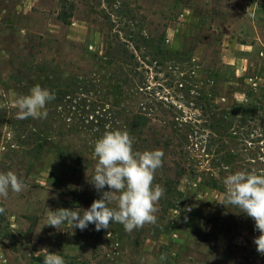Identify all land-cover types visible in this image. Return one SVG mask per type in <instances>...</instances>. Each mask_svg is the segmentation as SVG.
<instances>
[{"label": "rangeland", "instance_id": "1", "mask_svg": "<svg viewBox=\"0 0 264 264\" xmlns=\"http://www.w3.org/2000/svg\"><path fill=\"white\" fill-rule=\"evenodd\" d=\"M67 1L0 0V172L13 171L27 186L0 198L5 210L0 214V264H43L38 261L43 256L36 253L45 248L63 256L66 264H264V255L253 243L259 236L255 222L239 209L217 203L227 175L236 171L264 174V88L251 91L238 84L231 79L232 67L218 61L220 35L228 27L241 32L243 40H251L256 23L264 38L263 8L257 9L259 19L252 23L243 15L251 9L249 0H115L111 7L104 0ZM174 1L179 2L177 17L170 15ZM73 4L75 19L66 27L57 15L63 6ZM106 14L120 26L107 20ZM118 29L123 36L145 37L149 44L163 35L169 45L174 36H185L184 55L164 62L178 82L187 78L184 87L177 84L173 97L158 90L155 96L166 101L177 97L173 101L181 109L180 118L191 121L187 163L200 174L182 176L177 188L168 191L161 171L171 163L173 148L163 151L150 140L148 150L164 152L163 166L153 181L165 189L157 205L156 224L131 233L118 223L100 231L89 224L74 234L67 224L58 230L44 226L49 210L87 209L100 198L89 180L97 163L95 142L109 128L95 130L98 135L53 138L39 153L30 152L24 142L30 136L28 118H17L16 100L30 93L31 83L45 84L55 71L63 77L89 71L97 77L106 66L86 53L103 56V47L110 48L109 35L115 37ZM250 56L253 69L257 66L252 73L264 75L263 54L254 51ZM163 69L153 64L148 76L151 87L166 81ZM235 90L249 92L253 102L258 100V108L250 107L252 117L245 116L249 120L243 127L235 120L232 128L217 130L202 96L225 97L222 110L230 111ZM127 97L119 95L116 100L134 109V100ZM235 99L242 98L235 95ZM136 146L134 151H145V143Z\"/></svg>", "mask_w": 264, "mask_h": 264}, {"label": "trees", "instance_id": "2", "mask_svg": "<svg viewBox=\"0 0 264 264\" xmlns=\"http://www.w3.org/2000/svg\"><path fill=\"white\" fill-rule=\"evenodd\" d=\"M64 1L68 3L67 0ZM114 1L104 0V3L110 6ZM172 6L174 9L171 10L170 15L177 17L178 12L175 8L179 7V2L174 1ZM74 8V4L71 8L63 6L58 12L57 19L62 25L69 27L73 23ZM107 8H104V11ZM105 18L112 24L117 23L120 26L119 21H112L111 15L106 14ZM117 31L115 37L109 35L107 44L110 48L103 47L105 50L103 56H99L96 52H93V55L86 53L96 62L106 66L101 67L104 71H101L97 77H92L89 71L66 77L55 71L49 74L45 84L31 83L33 87L39 84L42 88L48 89L55 94V99L46 105L48 111L46 119L28 118L26 123H28V130L30 129V136L24 142L30 145V152L39 153L53 138L64 139L82 134L98 135L95 130L106 131L107 128L109 131H127L133 139V145L145 143V150H148L146 145H149L150 140L160 146L163 151L165 148H173V151L169 153L171 163L161 171L164 178L163 187L168 191L173 190L177 188L182 176L188 173L200 174L198 169L191 168L190 163H187V157L191 160V152L186 147L190 140V136L187 137V129L193 127L191 121L180 118L181 109L173 101L177 97L166 101L155 96L158 90L167 97H173L177 84L184 87V81L187 78L183 76L178 82L173 75L172 67L164 63L174 60L177 55L183 56L184 49L173 51L164 35L158 38L157 42L149 44L145 37L142 39L139 35L127 37L121 35V29ZM86 45L89 50V41ZM153 64L162 66L165 71L166 81H159L161 83L156 87L148 84L149 71ZM155 68L154 66L153 69ZM215 76H218V72ZM232 76V80L236 79L233 71ZM231 79L224 82H229ZM119 95H128L127 98H132L134 109L122 106L116 100ZM232 99L234 103L228 107L230 111H227L222 110V101L225 97L202 96V100L212 111L208 115L214 123L212 127L217 130L219 127L232 128L235 120L240 122L238 127H243L249 120L247 117H252L249 115L252 110L250 107L254 106V110L258 108V100L253 102L252 95H247V100L242 103L236 101L235 95ZM138 151L141 152V150ZM213 188L218 189L217 183L213 184Z\"/></svg>", "mask_w": 264, "mask_h": 264}, {"label": "clouds", "instance_id": "3", "mask_svg": "<svg viewBox=\"0 0 264 264\" xmlns=\"http://www.w3.org/2000/svg\"><path fill=\"white\" fill-rule=\"evenodd\" d=\"M55 99V94L39 84L30 93L16 100L17 118L46 119V105ZM164 152L160 149L133 150V139L127 131H107L94 145L93 158L97 160L94 174L89 182L100 193L87 209L60 208L49 210L44 226L57 230L61 225L75 229H87L89 224L95 230L109 229L113 223L123 225L126 232L142 228L146 224H156L157 205L165 193L159 184H153L155 172L163 166ZM225 190L217 203L239 209L255 222L259 236L253 243L256 251L264 255V174L236 171L223 180ZM105 186L108 190L105 191ZM26 184L13 171L0 172V198H7L9 191L20 193ZM115 203V207L112 205ZM0 207V214L4 212ZM43 256V264H66L63 256L49 253L45 248L36 253ZM166 257L161 256V260Z\"/></svg>", "mask_w": 264, "mask_h": 264}, {"label": "crops", "instance_id": "4", "mask_svg": "<svg viewBox=\"0 0 264 264\" xmlns=\"http://www.w3.org/2000/svg\"><path fill=\"white\" fill-rule=\"evenodd\" d=\"M249 4L251 9L248 8L243 15L249 16L248 19L252 20V23H255L254 21L259 19L257 9L259 11V9L263 8L262 18L264 20V0H249ZM252 25L255 34L251 40H243L241 38L243 34L239 31L231 30L232 26L221 32L218 61L223 65L232 67L234 76L239 81L237 82L238 84H244L249 86L250 90L257 91L260 88H264V75L259 72L252 73L257 66L253 69L254 62L250 55L252 52L257 51L258 54H263L264 56V38L259 32L260 27L256 26V23ZM193 26V24H187L189 28H193ZM183 39L185 40V36L181 37L180 35L174 36L171 39L170 47L173 51H182L184 49ZM234 93L237 97L242 98L241 101L238 99L241 103L247 100V95H250L248 92L242 90H235Z\"/></svg>", "mask_w": 264, "mask_h": 264}, {"label": "water", "instance_id": "5", "mask_svg": "<svg viewBox=\"0 0 264 264\" xmlns=\"http://www.w3.org/2000/svg\"><path fill=\"white\" fill-rule=\"evenodd\" d=\"M38 261H39L40 263H43V259H42V258H38Z\"/></svg>", "mask_w": 264, "mask_h": 264}]
</instances>
